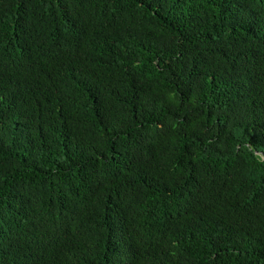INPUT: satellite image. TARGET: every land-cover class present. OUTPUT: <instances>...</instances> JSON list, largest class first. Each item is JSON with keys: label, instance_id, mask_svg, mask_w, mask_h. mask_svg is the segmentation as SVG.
Here are the masks:
<instances>
[{"label": "trees", "instance_id": "obj_1", "mask_svg": "<svg viewBox=\"0 0 264 264\" xmlns=\"http://www.w3.org/2000/svg\"><path fill=\"white\" fill-rule=\"evenodd\" d=\"M0 264H264V0H0Z\"/></svg>", "mask_w": 264, "mask_h": 264}]
</instances>
